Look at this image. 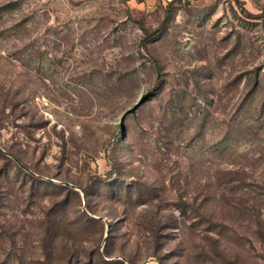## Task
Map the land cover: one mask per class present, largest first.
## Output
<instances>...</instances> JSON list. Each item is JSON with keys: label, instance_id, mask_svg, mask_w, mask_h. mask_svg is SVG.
<instances>
[{"label": "rangeland", "instance_id": "obj_1", "mask_svg": "<svg viewBox=\"0 0 264 264\" xmlns=\"http://www.w3.org/2000/svg\"><path fill=\"white\" fill-rule=\"evenodd\" d=\"M145 261L264 264V18L0 0V264Z\"/></svg>", "mask_w": 264, "mask_h": 264}, {"label": "trees", "instance_id": "obj_2", "mask_svg": "<svg viewBox=\"0 0 264 264\" xmlns=\"http://www.w3.org/2000/svg\"><path fill=\"white\" fill-rule=\"evenodd\" d=\"M235 2L240 6V10H242V12H243V14L245 15V17H247V18H255V19H261V18H264V10H263L261 13L257 14V15H256V14H252V13L246 11V10L241 6V2H240L239 0H235ZM254 80H256V76L254 77ZM103 228H104V227L101 228V231H103ZM97 254H98V256L100 257V254H99V253H97Z\"/></svg>", "mask_w": 264, "mask_h": 264}, {"label": "water", "instance_id": "obj_3", "mask_svg": "<svg viewBox=\"0 0 264 264\" xmlns=\"http://www.w3.org/2000/svg\"><path fill=\"white\" fill-rule=\"evenodd\" d=\"M147 263V261H145L144 263H142V264H146Z\"/></svg>", "mask_w": 264, "mask_h": 264}]
</instances>
